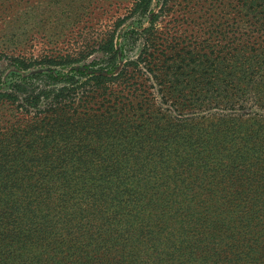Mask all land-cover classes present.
<instances>
[{"label": "trees", "instance_id": "1", "mask_svg": "<svg viewBox=\"0 0 264 264\" xmlns=\"http://www.w3.org/2000/svg\"><path fill=\"white\" fill-rule=\"evenodd\" d=\"M153 2L8 58L46 70L0 75V264H264V0L237 41Z\"/></svg>", "mask_w": 264, "mask_h": 264}, {"label": "rangeland", "instance_id": "2", "mask_svg": "<svg viewBox=\"0 0 264 264\" xmlns=\"http://www.w3.org/2000/svg\"><path fill=\"white\" fill-rule=\"evenodd\" d=\"M134 0H0V75L3 83L8 82L13 74L30 75L44 72L43 67H34L27 72L15 70L8 59L17 54L30 58L41 57L50 50L62 51L66 45L70 48L92 44L97 38L113 28L116 20L128 15ZM163 0H154L153 13H158ZM170 11L157 24V29L165 30L170 22L180 25L185 31L187 25L202 27L203 32L210 27L221 28L228 32L232 40L237 41V16H242L237 0H170ZM152 13V14H153ZM151 14V15H152ZM149 17L136 27H147ZM164 18V19H163ZM246 19V18H245ZM128 20L118 28L123 34L130 28ZM207 28L204 30V27ZM160 31V32H161ZM214 43V41L212 42ZM215 46H217L215 44ZM237 46V43L236 45ZM214 50H220L215 47ZM141 49L138 44L137 50ZM136 49L126 53L135 57ZM97 53L91 55L94 59ZM119 69L122 67L120 61ZM1 89H5L4 86ZM1 124V123H0Z\"/></svg>", "mask_w": 264, "mask_h": 264}]
</instances>
